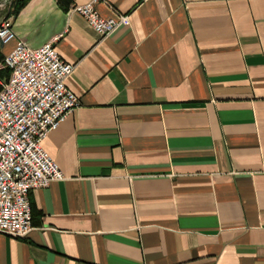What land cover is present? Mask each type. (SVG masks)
Returning a JSON list of instances; mask_svg holds the SVG:
<instances>
[{
  "label": "crops",
  "instance_id": "1",
  "mask_svg": "<svg viewBox=\"0 0 264 264\" xmlns=\"http://www.w3.org/2000/svg\"><path fill=\"white\" fill-rule=\"evenodd\" d=\"M90 1L30 0L0 42L61 36L80 102L0 264H264V0H98L132 19L107 37L69 12Z\"/></svg>",
  "mask_w": 264,
  "mask_h": 264
},
{
  "label": "built area",
  "instance_id": "2",
  "mask_svg": "<svg viewBox=\"0 0 264 264\" xmlns=\"http://www.w3.org/2000/svg\"><path fill=\"white\" fill-rule=\"evenodd\" d=\"M97 1L72 5L69 12L81 15L102 37L131 26L129 14L101 16ZM16 37L13 20L0 18V42L6 45ZM60 37L38 48L20 39L0 64L8 71L0 79V233L14 238L33 230L31 192L66 178L43 146L80 104L67 86L74 65L55 47Z\"/></svg>",
  "mask_w": 264,
  "mask_h": 264
},
{
  "label": "trees",
  "instance_id": "3",
  "mask_svg": "<svg viewBox=\"0 0 264 264\" xmlns=\"http://www.w3.org/2000/svg\"><path fill=\"white\" fill-rule=\"evenodd\" d=\"M72 0H60L62 6H67ZM30 2V0H13L12 6H13V12L12 15L14 17H17L21 10ZM0 77L2 79H6L8 77V71L1 70L0 71Z\"/></svg>",
  "mask_w": 264,
  "mask_h": 264
},
{
  "label": "rangeland",
  "instance_id": "4",
  "mask_svg": "<svg viewBox=\"0 0 264 264\" xmlns=\"http://www.w3.org/2000/svg\"><path fill=\"white\" fill-rule=\"evenodd\" d=\"M4 1L5 0H0V4L4 3ZM12 2H13V0H7L6 4L4 6H1V8H0V18H2L4 16H7V17H10L13 20V17H12L13 15L11 13H9V9H10L11 12H13ZM9 45H10V43L6 44L5 48L7 49ZM2 61L0 62V64H2ZM1 70L5 71V69H0V71Z\"/></svg>",
  "mask_w": 264,
  "mask_h": 264
}]
</instances>
